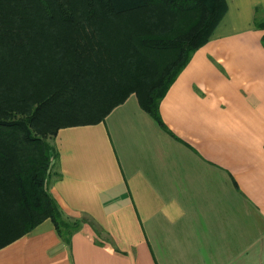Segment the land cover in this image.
Instances as JSON below:
<instances>
[{"label": "crops", "instance_id": "1", "mask_svg": "<svg viewBox=\"0 0 264 264\" xmlns=\"http://www.w3.org/2000/svg\"><path fill=\"white\" fill-rule=\"evenodd\" d=\"M225 1L161 123L130 93L57 130L46 189L81 224L66 242L48 217L24 230L18 206L0 264H264V0Z\"/></svg>", "mask_w": 264, "mask_h": 264}, {"label": "trees", "instance_id": "2", "mask_svg": "<svg viewBox=\"0 0 264 264\" xmlns=\"http://www.w3.org/2000/svg\"><path fill=\"white\" fill-rule=\"evenodd\" d=\"M226 8L225 0H0V228L20 206L33 213L24 230L48 217L68 242L81 223L46 189L57 130L101 121L130 93L161 123L160 100Z\"/></svg>", "mask_w": 264, "mask_h": 264}]
</instances>
